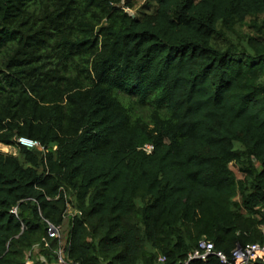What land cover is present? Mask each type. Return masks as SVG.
<instances>
[{
  "label": "trees",
  "instance_id": "obj_1",
  "mask_svg": "<svg viewBox=\"0 0 264 264\" xmlns=\"http://www.w3.org/2000/svg\"><path fill=\"white\" fill-rule=\"evenodd\" d=\"M137 2L0 0V264L264 243V0Z\"/></svg>",
  "mask_w": 264,
  "mask_h": 264
},
{
  "label": "built area",
  "instance_id": "obj_2",
  "mask_svg": "<svg viewBox=\"0 0 264 264\" xmlns=\"http://www.w3.org/2000/svg\"><path fill=\"white\" fill-rule=\"evenodd\" d=\"M19 143L28 147H35L43 149L41 144L38 141L29 139V138H19ZM147 152H151L153 146L148 144L143 148ZM260 213L257 215L259 219L262 220L261 231L264 235V207H262ZM12 212L18 214L17 207L12 209ZM68 214L76 215L71 204L68 203ZM47 222V236L42 239L44 246L46 248H51L50 240H58L59 246L53 250L55 254V262L50 263L46 260V257L40 253L39 246H33L26 255V264H78L68 257V251L70 247V242L66 241V238L63 235L62 225H55L50 221ZM264 256V243L254 242L248 243L245 245H237L234 249L231 250L229 254L224 251L217 250L215 244L207 239H202L199 241L198 246L189 253L188 259L185 264H189L191 260H201L204 264H209L211 258L218 260V263L212 264H255V261ZM38 260L39 262H36ZM159 260L163 261L164 258L161 257Z\"/></svg>",
  "mask_w": 264,
  "mask_h": 264
},
{
  "label": "rangeland",
  "instance_id": "obj_3",
  "mask_svg": "<svg viewBox=\"0 0 264 264\" xmlns=\"http://www.w3.org/2000/svg\"><path fill=\"white\" fill-rule=\"evenodd\" d=\"M138 5H137V9L138 8H140V6L144 3V0H138ZM136 9V10H137ZM136 10L134 11V10H129V13L130 14H132V15H135V13H136ZM251 30V29H250ZM0 150L1 151H3V152H5V153H11V154H16L17 153V149L16 148H10L9 150H6V149H4V148H2L1 146H0ZM232 169L236 172V174H237V176H241V174H240V172H239V170L235 167V166H232ZM239 198V197H238Z\"/></svg>",
  "mask_w": 264,
  "mask_h": 264
}]
</instances>
